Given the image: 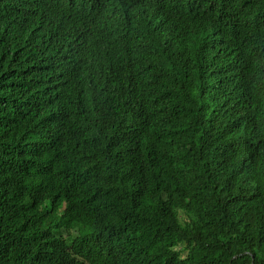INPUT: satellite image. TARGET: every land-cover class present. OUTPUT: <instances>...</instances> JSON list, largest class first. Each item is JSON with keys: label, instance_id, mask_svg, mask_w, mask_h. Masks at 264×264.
Returning a JSON list of instances; mask_svg holds the SVG:
<instances>
[{"label": "trees", "instance_id": "trees-1", "mask_svg": "<svg viewBox=\"0 0 264 264\" xmlns=\"http://www.w3.org/2000/svg\"><path fill=\"white\" fill-rule=\"evenodd\" d=\"M0 264H264V0H0Z\"/></svg>", "mask_w": 264, "mask_h": 264}, {"label": "clouds", "instance_id": "clouds-1", "mask_svg": "<svg viewBox=\"0 0 264 264\" xmlns=\"http://www.w3.org/2000/svg\"><path fill=\"white\" fill-rule=\"evenodd\" d=\"M13 16H16V15H13ZM13 16H11V17H13ZM60 26H63V24H60ZM49 31V33H48V35L49 36H58V37H60L61 38V30H48Z\"/></svg>", "mask_w": 264, "mask_h": 264}]
</instances>
